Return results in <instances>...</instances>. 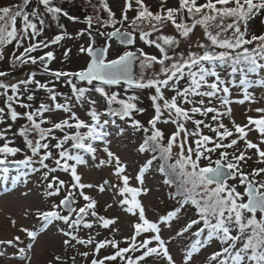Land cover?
<instances>
[{
	"label": "snow or ice",
	"instance_id": "obj_1",
	"mask_svg": "<svg viewBox=\"0 0 264 264\" xmlns=\"http://www.w3.org/2000/svg\"><path fill=\"white\" fill-rule=\"evenodd\" d=\"M138 6L136 15L129 22L131 31L125 29L121 31L115 25L122 27L129 21L127 15L132 8L131 0H126L125 7L120 18L109 7L107 0H101V6L108 14L105 24H111L114 31L107 34V38H117L123 45H133L136 37L134 33H139V39L145 44L154 46L158 54L145 52L143 48L135 51L125 50L117 54L113 59H109L110 44L103 47H95V36H93L92 26L94 21L100 22V17H85L88 25L87 35L90 42L81 45L79 51L86 54L90 59L87 66L75 72L63 70H51L45 64L54 60L52 51H47L44 55L36 57L31 53L36 52L41 47L47 49L50 44H58L67 36L66 32L56 35L51 41L36 40L41 36L46 27V18L59 21L63 16L68 20L76 21L78 17L69 15L62 7L57 6L54 0H22L21 4L0 5V60L4 57V46L15 42L17 48L23 46L25 40L30 41L20 55L13 56V68L17 65L23 66L28 63L33 65L39 62L44 65V71L49 73L55 80L64 79L70 87L75 98V102L80 105L88 104V115L91 123L81 119L74 111V103L65 98L64 103L58 102V95L54 86L42 83L36 79L35 72H32L26 79L16 83L0 81V95L4 96V107H0V123L11 120L13 123L19 119H24L27 123L21 126L13 135L23 137L24 146L30 151L31 155H26L25 159L15 161L31 167L34 163L33 158L39 163L40 168H31V171L38 172L43 170L42 179L46 181V194L48 197H62L59 203H53L49 210H38V217L44 222L43 227L56 222H62L66 227L58 230L67 237L63 241L66 247L75 248L78 245H92L90 252L79 253L87 258L90 254L94 257L90 264H106L115 262L119 258L125 264H139L145 257L155 255L162 257L166 264H176L171 255L165 239L162 238L161 226L168 224L178 216L180 208L169 212L160 218L159 222L150 221L145 215V209L138 196L145 191L143 188L129 186L130 177L125 173L126 165L120 157L113 153L109 148L110 133L105 126L109 120L101 121V113L97 110V100L89 95L92 92L98 93L106 102L108 109L106 115L119 117L121 120H131V127L145 133L149 128L144 127L139 120L134 119L133 113H143L145 109L138 108L136 101L139 97L135 94L128 96L127 99L120 98V93L109 91L112 86H125L128 89H154V94L149 98L155 115L148 121L151 127V135L146 136L139 151H151L154 154L160 153L162 160L171 161L173 159V148L176 147V159L174 163L161 167V172H166L169 179L165 183H174L173 177L179 176L180 182L177 185V192L173 198H181V207L189 202L195 206L200 217L199 220H191L179 233L183 235L193 225L203 222V227L199 228L194 235L201 237L207 231L206 237L197 239L192 244L184 257V264H190L193 254L198 252L202 246L209 241L219 240L223 247L219 251L212 253L210 260L214 264H264V167L253 168L251 172H245L244 168L248 161L256 156L257 162L264 164V117L260 119L248 118V124L240 125L232 121L233 130L229 129L222 118L231 114L229 106L233 101L230 100L229 84L235 81L222 80L214 67L206 64L215 65L217 62L227 63L231 60L233 65L243 63L245 67H233L232 73H241L240 85L244 89V99L237 102L244 103L251 99L248 91L253 84L264 87V79L249 80V74L264 72V35H251L248 37L249 21L256 16L264 13V0H205L198 3V0H178V7H168L167 0H160L159 11L150 10L144 0H135ZM31 7L29 11V6ZM18 18L22 21V27L17 28ZM231 18V23H225L226 19ZM219 21V22H217ZM171 25L175 28L177 35L163 34L162 30ZM103 26V24L101 25ZM200 26L204 30V35L210 43H198L196 47L203 49L202 54L191 51L187 56L175 55V50L183 40L191 42V36L195 29ZM215 27L216 31L211 29ZM63 29V25H59ZM147 28V30H145ZM99 35H105L96 29ZM231 32V35L228 33ZM153 33L157 35L153 38ZM84 31L77 33L83 36ZM36 40V42H31ZM255 47L248 48L247 45ZM211 46V47H210ZM211 48L223 49L214 51ZM71 49L64 51L67 58ZM138 62L140 72L135 75L133 72L134 63ZM159 66L157 69L156 66ZM150 70L151 75L146 71ZM8 74L0 71V77ZM209 77L215 78L210 82ZM187 79L184 87L181 81ZM85 83L87 86H80L78 83ZM34 86L29 88V86ZM36 90H46L50 103L41 101L37 107H33L36 102ZM165 90L175 93L170 98L165 95ZM11 93V94H9ZM223 95H220V94ZM26 94L25 102L21 95ZM214 100H219L222 106L226 107L225 112L219 111L214 105ZM113 104H118L119 108H113ZM184 105H191L190 108ZM17 106L25 111H17ZM264 112V109H257ZM64 113L65 117L56 119L55 114ZM211 115L212 121L216 122L213 127L205 124L203 120L194 119L195 115ZM167 115V119H162ZM191 120L196 126V131L189 132L185 123ZM172 123L176 125V131L171 134L164 144V133L157 127L158 123ZM115 123V121H111ZM50 125V127H45ZM203 125L214 136L203 134L200 126ZM13 124L9 123L6 129L0 130V140L4 143L0 145V165L7 162L9 156H16L22 149L10 146L12 143L7 139V133L12 131ZM86 129V131H81ZM59 131L62 136L55 133ZM259 134V143L248 139L251 132ZM234 133L238 134L234 137ZM122 134V130H121ZM197 137L194 140L195 147L189 143V137ZM243 140L244 148L237 147L238 142ZM52 141H55L53 144ZM70 142V147H66ZM96 142L103 144V152L107 154L106 160H100V164H107L114 167V175L118 181L122 182L111 185L118 189L122 199L119 201L121 206H126L128 213L137 215L138 222L133 227V234L126 238L127 247H120L115 239H104L96 241L91 235L85 239L76 233L81 227L93 229L99 226L108 229L115 223L114 219L105 218L98 215L96 211L97 201L84 191L92 188L91 184L82 183L81 175L78 174V166L85 165L87 160L82 153L89 154L93 159L96 157L98 148ZM53 149L57 150L56 154ZM229 149L234 151L229 152ZM219 150V151H218ZM248 150H254L249 155ZM213 154H217L215 160ZM155 155L153 159H155ZM52 161L50 166L47 161ZM202 160L209 163L201 165ZM151 164V161H148ZM214 165V166H213ZM7 174L9 169H0ZM69 174L70 180L65 181L53 175L56 172ZM144 169L140 170L136 177L138 182L143 184ZM259 178V179H258ZM13 176L12 180H17ZM229 180H238L239 185L244 187V191L237 190L236 184H229ZM105 184L108 182L105 181ZM99 191L104 192V185L99 186ZM78 198L84 201L82 206L77 207ZM111 207V205H108ZM65 210V214L61 213ZM259 214V218H258ZM87 217L93 219L88 220ZM15 224V221L12 222ZM22 232L35 241L39 233L36 231L22 228ZM138 238L139 241H138ZM20 237H14V241H19ZM13 240L0 241L12 245ZM75 241V244L72 242ZM155 242V246L153 245ZM111 247L115 251L111 255L102 258L99 253L102 249ZM32 248V243L18 250V258L30 264L31 256L28 252ZM144 250L140 256L128 255ZM3 255V253H0ZM75 262V257H72ZM57 264H64L62 257L56 256Z\"/></svg>",
	"mask_w": 264,
	"mask_h": 264
},
{
	"label": "rangeland",
	"instance_id": "obj_2",
	"mask_svg": "<svg viewBox=\"0 0 264 264\" xmlns=\"http://www.w3.org/2000/svg\"><path fill=\"white\" fill-rule=\"evenodd\" d=\"M93 1V0H92ZM20 0H0V5L7 4H19ZM126 0H107L108 5L112 9V11L116 14L117 18H120L122 12L125 7ZM205 0H198V3H204ZM22 1L20 2V4ZM54 3L57 6L62 7L65 11L69 13V15L78 17V20L72 21L68 20L66 17H61L59 21L52 20L51 17L46 18V27L41 36L37 37L36 40H45L51 41L56 35L61 34L62 32H66L67 36L64 40L60 41L58 44H50L47 49L41 47L37 49L36 52L31 53L32 56H42L47 51H52L54 53L55 59L48 61L45 59V64L51 70H63L66 72H75L86 66V63L89 57L86 54H83L79 51L81 45L87 46L90 42L89 36L87 35L88 25L85 22V17H87L84 13H82V9L80 11L75 10L74 5L72 3H68L67 0H54ZM132 8L128 11L127 15L129 17V21L125 22L122 27L120 24L115 25V27L120 28L121 30H125V27H129V22L133 15L136 14L138 6L135 3V0H131ZM144 3L149 6L150 10L156 12L155 10L160 8V0H144ZM29 6V11L31 7ZM168 7H177L178 0H167ZM87 13V12H86ZM92 16V15H90ZM93 17V16H92ZM108 18H104L103 16L100 18V22L93 23L92 31L93 36H95V46H106L108 44L111 45L109 49V59H113L117 56V54L122 53L125 50L135 51L137 48H143L145 52L150 54H158V50L155 49L154 46H150L144 43V41L139 39V33H134L136 40L133 45H122L119 44L115 38L108 39L107 34L111 29H114L111 24H105ZM219 22V21H217ZM231 18L226 19L225 23H231ZM103 24V26H101ZM59 25H63V29L59 27ZM22 27V21L18 18L17 20V28ZM99 29L100 32L105 33V35H99L96 32V29ZM131 31L132 29L129 27L127 29ZM147 30V28H145ZM213 32L216 31L213 26L211 29ZM84 31L85 34L83 36L77 35V33ZM163 34L169 35H177L176 30L170 24L167 25L163 30ZM157 34L153 33V38H155ZM231 35V32L228 33ZM251 35H264V13L256 16L253 20L249 21V29H248V37ZM33 40L31 42H36ZM30 41L25 40L23 46L17 48L15 42L12 44H8L4 46V59L0 60V71H18L17 74L13 78H9L4 82L16 83L19 80L26 79L32 72H35L36 79L40 80L42 83L48 84L49 87L55 88V91L58 95V102L64 103L65 98H68L74 103V111L77 112V115L85 120L86 122L91 123L90 117L88 115V108L90 107L88 104L80 105L75 102V98L71 92L70 87L64 82V79L55 80L49 73L44 71V65H42L39 60L37 62L38 65L41 66V69L31 67L32 64L28 63L23 65L25 69L23 70L22 66L17 65L13 68V56L20 55L23 52V47H26ZM198 43H210L207 41V37L204 35V30L202 27L198 26L194 34L191 36V42L188 40H183L178 48L175 50V55L177 58L179 56H187V54L191 51H196L202 54L203 49H198L196 45ZM211 47V46H210ZM248 48L255 47V43L253 45H247ZM66 49H71V52L67 58L64 56V51ZM214 51H223V49L211 48ZM226 63L217 62L215 65H212L215 70L218 72L222 80L225 81H235L234 84L230 83V100L233 101L229 106L231 108V114L225 115L222 120L223 123L234 132L232 121L240 125L248 124V118L251 117L253 119H260L264 117V112H259L257 109H264V87H261L257 84H253L248 91L251 93V99L245 100L244 103H239L237 101L244 99V89L243 86L240 85L239 81L242 78L241 74H233L232 68L234 67L232 63L229 61ZM232 65V66H231ZM243 66V63L240 65H236L238 68ZM208 67H212L211 64H206ZM158 69L159 66L157 65ZM136 75L139 74L140 68L138 62L135 66ZM147 75H151V71H146ZM258 76L255 78L264 79V72L258 73ZM254 76H248L249 80H253ZM215 78L209 77L210 82ZM0 81H2L0 79ZM254 81V80H253ZM80 86H87L85 83H80ZM187 83V79L181 81V87H184ZM34 86H29V88H33ZM110 92L115 91L120 93V98L127 99L128 96L133 94L139 97L138 101H136L138 108H143L145 111L143 113L134 112L133 117L136 120H139L141 124L149 128V132L145 133L143 129L137 130L131 127V120L127 118L125 120H121L119 117H110L106 115L108 106L103 98L99 96L98 93L92 92L89 95L92 99L97 100V110L101 113V121L109 120L110 123L105 126L106 130L110 133L108 136L109 148L120 157V160L123 164H125L126 171L124 174L130 177L129 186L135 188H143L145 191L141 192L138 196V200L141 202L142 206L145 209L146 217L152 222H159L160 218L166 216L169 212L180 208V212L178 216L174 218L170 222V226L168 224L161 226L162 238L165 239L167 246L169 247L171 255L174 257L176 264H184V257L187 251L191 248L192 244L197 239H203L206 237L207 232L205 230L204 233L201 234V237H194V233L201 228L203 222L201 221L198 225H193L191 229L185 232L183 235L178 236L179 233L191 220L196 219L199 220L200 217L197 213V210L194 205L190 202L188 204H184L181 207V204L177 198H173L174 191H176L173 184L165 183L167 179H169L166 172H161V167H166L170 163H174L176 159V153L178 149L176 147L173 148V159L168 161L160 158V155H156L151 151L140 152L139 147L143 144L145 140L146 134H151V127L148 124V121L155 115L154 109L152 106V101L150 100V96L154 94V89H128L125 91V86H112L108 89ZM2 91V90H0ZM11 94V93H9ZM165 95L170 98L172 95H175L174 92L165 90ZM220 95H223L222 93ZM37 100L33 103V107H37L38 104L43 101L45 103H50L48 100V93L46 90H36ZM5 97L0 95V107H4ZM21 99L25 102L26 94L21 95ZM214 105L221 112L226 111V107L222 106L219 100H214ZM112 107L119 108L118 104H113ZM184 107L190 108L191 105H184ZM17 111H25V109H21L17 106ZM212 114H208L207 116H201L196 114L194 119H200L205 122V124H210L213 127L216 126V122L211 119ZM65 117V114L60 112L55 114L56 119H62ZM167 115H165L162 119H167ZM115 121V123H111V121ZM9 123L13 124L12 131L7 133V139L12 143L10 146L19 147L22 149L21 152L17 153L16 156H9L8 160H23L26 155H31L30 151L27 150L24 146L23 137L19 135H13L14 132H17L18 129L27 123L24 119H19L15 123L11 120H6L4 123H0V130L6 129ZM45 127H50V125H45ZM157 127L164 133V144L167 143L168 137L171 136L173 132L176 131V125L172 123H158ZM185 127L189 130V132L196 131V126L192 123L191 120L185 123ZM122 130V134H121ZM81 131H86V129H81ZM200 131L203 134L214 136V133L209 131L208 128H205L203 125L200 126ZM55 135L62 136L63 134L57 131ZM238 135L234 133V137ZM197 137L190 136L189 143L192 144L193 148L195 144L193 143ZM248 139L252 140L255 143H259V134L255 131L251 132L248 136ZM4 143V140H0V145ZM54 144L55 141H52ZM98 148L95 159H93L89 154L82 153L87 163L85 165L78 166V174L81 175L82 183L93 185L92 188H86L84 191L91 195L96 201V211L98 215L104 216L105 218L114 219L115 223L110 225L108 229H104L102 227L94 226L93 229L89 230L81 227L77 235L81 238L87 239L90 235L96 240H104V239H115L119 242L120 247H127L128 245L125 243L126 238L130 237L133 234V225L138 222L137 215H133L128 213L125 208L126 206H121L119 201L122 197L119 195L118 189H114L111 185H115L120 183L122 186V182L117 180V177L114 175V167L109 166L107 164L101 165L100 160H106L107 154L103 152V144L101 142H96L95 145ZM66 147H70V142ZM238 148H244L243 140H240L237 145ZM264 147V145H262ZM219 151V150H218ZM57 150L53 149V153L56 154ZM254 150H248V154L251 155ZM155 155V159L153 156ZM217 158V154H213L212 159L215 160ZM257 157L253 156L251 160H249L248 165L244 168V171L251 172L253 168L264 167V164L257 162ZM34 163L31 167L20 164L19 166H10V165H1L0 169H3V166H7L9 172L7 174V178H5V174L0 171V241H9L13 240L14 237L19 236V241H14L12 245L7 243H0V264H26V262L21 261L18 258V250L20 247H25L27 249V245L32 243V248L28 252L31 256L30 264H57L55 260L56 256L62 257L64 264H90L91 260L94 258L91 254L85 258L79 255L82 252H90L92 249V245H76L75 248L66 247L63 243L67 237H64L63 234L58 230L59 228H65L66 226L62 223H58V227L56 222L47 226V228L43 227L44 222L38 217V210H49L53 203H59L60 198L62 197H48L46 194V181L42 179V172H33L31 168H40L38 162H36V158H33ZM148 161H151V164H148ZM50 166L52 165V161H47ZM209 162L207 160H202L201 165L206 166ZM214 166V165H213ZM144 169L143 173V184L141 185L136 177L139 175L140 170ZM53 175L58 176L60 179L69 181V174L63 172H56ZM17 176L18 179L13 181L12 177ZM179 177V176H178ZM180 178V177H179ZM259 179V178H258ZM178 181V178H175ZM108 183L105 184L104 182ZM229 184H236L237 190L240 192L244 191V187L239 185L238 180H229ZM104 185L105 191L100 192L99 186ZM84 201L82 198H78L77 207L82 206ZM111 205V207H108ZM62 214H65L64 211L61 210ZM259 218V214H258ZM86 219L91 220L92 217H87ZM15 221V224L12 222ZM22 228H27L32 231H36L39 233L38 237L35 241L30 240V238L26 235V233L22 232ZM140 238H138L139 241ZM75 244V241L72 242ZM155 246V242L153 245ZM223 247L219 240L209 241L205 246H202L198 252L193 254L192 260L190 264H214L210 260V257L213 252L219 251ZM115 250L110 246L102 249L99 253V256L102 258L105 255H111ZM144 250H141L137 253H129L128 255L140 256ZM72 257H75V262H73ZM106 264H125V261L120 260L119 258L115 262H106ZM139 264H166L164 259L159 256L151 255L144 258V260L140 261Z\"/></svg>",
	"mask_w": 264,
	"mask_h": 264
},
{
	"label": "trees",
	"instance_id": "obj_3",
	"mask_svg": "<svg viewBox=\"0 0 264 264\" xmlns=\"http://www.w3.org/2000/svg\"><path fill=\"white\" fill-rule=\"evenodd\" d=\"M22 0H20V2H21ZM20 2H19V4H20ZM67 2L68 3H72L73 5H74V8H75V10H78V11H80V9H82V13H84L86 16H90V15H92L93 16V18H95L97 15H99V17L101 18L102 16L104 17V18H108V14H107V12H105L104 11V9H103V7L101 6V0H67ZM110 7V6H109ZM178 7V6H177ZM112 10V9H111ZM158 10V8L155 10V11H157ZM87 12V13H86ZM136 15V14H135ZM135 15H133L134 17H135ZM126 29H129V27H125ZM229 62L230 63H232L231 62V60H229ZM260 63H264V60H261V61H259ZM226 65H229L228 63H226ZM212 66V65H211ZM230 66V65H229ZM232 66V65H231ZM233 66H235V67H237L236 65H233ZM213 67V66H212ZM241 67H245V65L243 64V66L241 65ZM238 68V67H237ZM260 73H262V72H260ZM259 74H249V77L250 76H254L253 78L254 79H256L257 80V78H255V76H258ZM113 108H117V107H113ZM151 134H146L145 135V138H146V136H150ZM162 143H164V141H162ZM229 152H232V151H234V149H229L228 150ZM156 155H160V153L159 152H156L155 153ZM15 161H18V160H8L7 159V162H6V164H4V165H10V166H13V165H15V166H19L20 164H17V163H15ZM165 162L167 163L168 161L167 160H165ZM249 162V161H248ZM245 172H248L247 170L245 171ZM175 178H178V181H176L175 180ZM173 179L175 180V182L174 183H171V184H173L174 185V187H175V189H176V191H174V195H175V193L177 192V185L179 184V182H180V178L178 177V176H175V177H173ZM177 199L180 201V199L181 198H179V197H177ZM201 227H203V225L201 226ZM207 232V231H206ZM195 237V235L193 236V238ZM49 264H51V263H49Z\"/></svg>",
	"mask_w": 264,
	"mask_h": 264
},
{
	"label": "water",
	"instance_id": "obj_4",
	"mask_svg": "<svg viewBox=\"0 0 264 264\" xmlns=\"http://www.w3.org/2000/svg\"><path fill=\"white\" fill-rule=\"evenodd\" d=\"M112 31H114V30H112ZM112 31H110V32H112ZM115 38V37H114ZM116 40L120 43V41L116 38ZM121 44V43H120ZM100 46H97V48H99ZM87 66V65H86ZM133 72H134V74L136 75V72H135V63H134V65H133ZM8 75L7 76H5V77H2L3 78V80H7L8 78H12L14 75H15V73H16V71H9V72H6Z\"/></svg>",
	"mask_w": 264,
	"mask_h": 264
}]
</instances>
